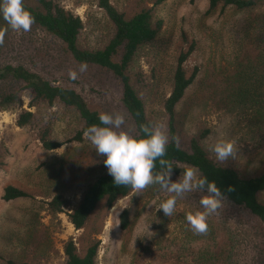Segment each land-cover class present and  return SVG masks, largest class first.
Listing matches in <instances>:
<instances>
[{
  "label": "rangeland",
  "instance_id": "obj_1",
  "mask_svg": "<svg viewBox=\"0 0 264 264\" xmlns=\"http://www.w3.org/2000/svg\"><path fill=\"white\" fill-rule=\"evenodd\" d=\"M111 1L124 12L149 5L153 17L163 22L158 38L138 51L134 63L145 76L137 89L149 119L165 129L162 102L171 91L176 57L194 41V52L184 67L188 72L197 67V77L176 107L182 141L210 128L211 134L203 145L213 159L232 165L242 175L263 169L264 108L252 97L246 104L238 97L245 88L239 79L240 70L249 63L242 58L244 51L249 52L253 45L257 51L262 50L259 44L249 41L250 34L246 36L248 24L255 16L232 8L207 13V0ZM61 2L84 23L81 46L94 48L108 40L111 24L94 0ZM7 43L1 61L22 64L57 84L75 89L100 112L123 114V130L133 133L120 101V86L108 71L88 65L87 71L79 72L80 64L61 50L60 43L34 27L28 32L11 30ZM252 68L259 73L256 66ZM72 70L77 72L75 80L69 77ZM21 101L22 108L35 111L28 108L26 96ZM42 113L54 125L53 138L62 143L50 152L42 148L33 130L16 125L15 112L0 111V264H64L63 247L69 239H73L80 255L91 240H98L97 264H193L190 253L198 250L202 234L191 230L186 214L200 205L188 193L177 198L170 217L157 210L172 195L158 184L139 192L134 190L111 209L100 205L79 230L68 221L69 207L51 213L47 205L50 196L59 192L72 201L78 184L87 176L86 168L104 165L105 158L96 153L89 140L81 144L68 142L80 123L73 110L53 107ZM219 137L235 142L234 155L225 161H219L210 150ZM9 185L26 191L30 197L4 201L3 189ZM261 199L264 201V195ZM124 209L130 217L126 230L119 225ZM235 221L230 220L228 226L236 229ZM243 241L246 250L259 252L261 241Z\"/></svg>",
  "mask_w": 264,
  "mask_h": 264
},
{
  "label": "trees",
  "instance_id": "obj_2",
  "mask_svg": "<svg viewBox=\"0 0 264 264\" xmlns=\"http://www.w3.org/2000/svg\"><path fill=\"white\" fill-rule=\"evenodd\" d=\"M207 1V13L219 8L221 11L232 8L255 16L248 24L246 36L250 34L249 41L259 44L262 50L257 51L258 47L253 45L249 52L244 51L242 58L249 63L240 70L239 79L243 80L245 88L238 97L244 104L252 97L259 100L264 108V0ZM94 2L104 12L112 27L108 40L94 48L80 45L84 23L78 14L67 10L61 0H24V5L35 18L31 27L56 39L61 50L74 62H85L112 74L120 86V101L134 130L129 133L139 134L142 124L155 123L147 116L143 99L138 93L137 88L144 83L145 76L139 68L134 67V63L138 51L158 38L163 22L153 17V9L149 5L124 12L117 9L111 0ZM5 28L7 31L4 43L0 45V58L8 49L7 39L12 30L0 16V30ZM194 49L195 42L192 41L187 50L179 52L171 91L162 102L165 131L169 138L164 159L173 165V180L178 179L184 169L191 166L199 174L215 181L225 195L221 207L208 217V230L201 235L198 250L190 253L191 259L193 264H264V201L261 199L264 195V168L255 174L242 175L232 165L217 162L203 145L211 134L210 128L200 130L186 142L182 141L176 107L197 77V67L190 72L184 67ZM253 66L260 69L259 73L253 70ZM22 96L29 99L28 108H35V111L21 107ZM53 107L73 110L79 117V126L68 139L70 143H84L87 140L85 130L94 124L100 125L98 117L101 112L92 108L75 89L57 84L56 80L47 79L22 64L0 60V111L15 112L16 125L33 130L42 148L48 152L62 145L53 138V123L42 113V110ZM2 164L0 159V166ZM159 170V161H156L153 171L155 173ZM85 172L87 176L78 184L72 201L56 192L47 202L51 213H60L69 207L68 221L76 230L86 226L100 205L111 209L119 199L134 191L130 186H116L105 165L97 164L94 169L89 166ZM229 186H232L233 191H228ZM188 195L199 202L204 193L194 191ZM27 197L30 194L19 188L9 185L3 189L2 199L6 202ZM233 218L236 219L235 226L238 225L236 229L228 226ZM119 225L122 230L129 228L127 209L120 213ZM219 226L222 228L218 231ZM251 238L261 241L257 254L246 250L247 244L243 240ZM98 251L99 241L94 239L88 243L84 254L80 255L73 239H69L63 247L64 264H97Z\"/></svg>",
  "mask_w": 264,
  "mask_h": 264
},
{
  "label": "clouds",
  "instance_id": "obj_3",
  "mask_svg": "<svg viewBox=\"0 0 264 264\" xmlns=\"http://www.w3.org/2000/svg\"><path fill=\"white\" fill-rule=\"evenodd\" d=\"M0 16L14 31L28 32L35 22L32 13L25 7L24 0H0ZM7 28L0 30V45L4 43ZM88 65L82 62L79 72L87 71ZM72 80L77 72H69ZM100 125L89 126L84 136L94 146L98 155L103 156L108 174L116 186H130L136 192L152 184H159L170 195L157 210L167 217L173 215L177 198L194 191L203 192L199 200L200 207L186 214V220L195 234H204L208 230V217L220 207L225 193L213 180L199 174L194 167H186L178 179L173 180V165L164 159L169 143L168 135L161 124H142L139 134H130L123 130L125 117L121 113L99 114ZM219 161H225L234 155L235 142L219 137L210 149ZM156 161L160 170L154 173ZM228 191H233L232 186Z\"/></svg>",
  "mask_w": 264,
  "mask_h": 264
}]
</instances>
